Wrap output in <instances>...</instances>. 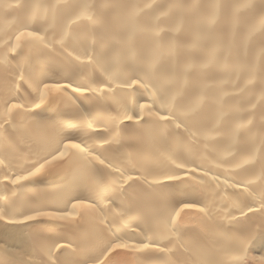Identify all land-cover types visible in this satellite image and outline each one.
<instances>
[{
    "label": "bare ground",
    "instance_id": "bare-ground-1",
    "mask_svg": "<svg viewBox=\"0 0 264 264\" xmlns=\"http://www.w3.org/2000/svg\"><path fill=\"white\" fill-rule=\"evenodd\" d=\"M0 264H264V0H0Z\"/></svg>",
    "mask_w": 264,
    "mask_h": 264
},
{
    "label": "snow or ice",
    "instance_id": "snow-or-ice-1",
    "mask_svg": "<svg viewBox=\"0 0 264 264\" xmlns=\"http://www.w3.org/2000/svg\"><path fill=\"white\" fill-rule=\"evenodd\" d=\"M128 119H131V117H129ZM73 147H77V145H73ZM63 153H61L59 156H56L54 157L53 159H56V160H59L63 157ZM43 168V165L41 166V169H38L37 171L39 172L40 170H42ZM37 173H31L30 175L31 176H35ZM173 179H179V177H174ZM38 217L36 216H32V217H28L29 220H35L37 219ZM124 247H127L126 245H121V244H117L116 245V248H124ZM145 247H147V245H145Z\"/></svg>",
    "mask_w": 264,
    "mask_h": 264
}]
</instances>
